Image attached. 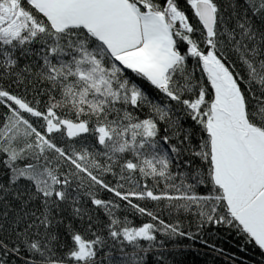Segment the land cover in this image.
I'll list each match as a JSON object with an SVG mask.
<instances>
[{"label":"snow or ice","instance_id":"snow-or-ice-1","mask_svg":"<svg viewBox=\"0 0 264 264\" xmlns=\"http://www.w3.org/2000/svg\"><path fill=\"white\" fill-rule=\"evenodd\" d=\"M184 2L0 0V264H145L157 233L196 238L141 201L264 256V0Z\"/></svg>","mask_w":264,"mask_h":264},{"label":"trees","instance_id":"trees-1","mask_svg":"<svg viewBox=\"0 0 264 264\" xmlns=\"http://www.w3.org/2000/svg\"><path fill=\"white\" fill-rule=\"evenodd\" d=\"M180 2L181 7H187L184 0H180ZM220 2L222 7H226L230 0H220ZM236 3L242 6L243 0H236ZM238 10L241 9L238 8ZM232 59L235 60L236 57L233 56ZM188 65L189 68H192L193 62L189 60ZM236 70L245 74L243 67L239 63L236 65ZM196 75H200L198 70ZM144 85L146 86V91L154 95V90L151 86L147 85V82H144ZM28 98L32 99V96L29 95ZM154 98L161 99V97L155 95ZM44 99L46 100L47 97H44ZM182 123L186 127L191 125L190 120L182 121ZM196 131L198 132L199 129L197 128ZM198 139L199 137L197 136L194 142L198 141ZM197 163H199L198 160ZM108 179L111 180L112 178L109 176ZM197 191L204 193L207 189L200 187ZM100 197L103 199L112 198L111 194L107 192H101ZM140 203L160 213L161 219H164L167 223L175 224L179 222L181 230L192 232L196 236L195 239H189L187 236L166 237L157 233V242L152 250L146 254L145 264H258V262L264 260L260 250L257 247H253L251 243H246L244 238L238 235L237 231L231 226L209 223L198 229L197 218L191 213L177 212L175 209L167 208L165 206L166 202L141 201ZM193 212H195V208ZM129 218L137 226L147 222L149 219L139 215L132 216L131 212H129ZM201 241H207V243L205 244ZM144 245L147 246V242H144ZM216 249L222 251H216ZM10 264H15V261H11Z\"/></svg>","mask_w":264,"mask_h":264}]
</instances>
